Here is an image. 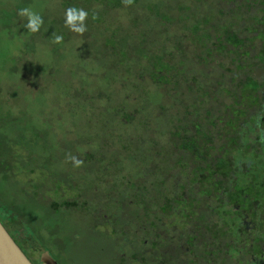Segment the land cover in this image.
<instances>
[{"label": "trees", "instance_id": "trees-1", "mask_svg": "<svg viewBox=\"0 0 264 264\" xmlns=\"http://www.w3.org/2000/svg\"><path fill=\"white\" fill-rule=\"evenodd\" d=\"M167 1L133 0V4L126 7L122 0H61V6L64 8L75 6L87 10V26H97L94 24L98 20L97 16L103 18L109 10L125 9L117 28L106 27L105 24L102 26L104 37L99 39L95 46L100 52L107 51L115 56L114 67L116 70L118 66V75H129L133 68L134 73L140 68H145L141 72L147 73L153 81V84L147 83L151 88L146 84L144 86L143 92L148 97L146 106L150 108L152 102L159 105L158 114L152 110L147 111L136 124V131L143 133L142 138H137L131 145L129 142L125 145L121 138H118L125 146L122 147L121 156H111L113 160L109 165L115 166V172L111 173L109 166L100 165L105 173L104 179L99 178L103 182L108 199H117L118 211L123 210L127 217L132 215L136 222L133 224L123 217L120 224L119 215L114 213V219H106L105 223L114 226L118 219L121 236L131 234L130 231L124 230L123 226L127 224L133 228L132 235L135 237L144 235L138 242L147 248L148 256L143 257V253L139 252L132 254L133 258L140 256L142 264H171L174 259L169 254L172 246L168 247L166 243L171 245L172 238L175 240V248L181 244L186 246L187 254L189 251L194 253L193 246L197 242L200 243L202 249L199 250V255L195 253V259L203 257L204 264L217 259L215 256L213 259L207 258L215 252L220 256L229 255L231 258L232 254L236 255L241 258L240 262H243L248 245L255 258H259L261 249L257 243L264 244V75H251L255 69L264 70V0H223L225 5H228V13L231 14L224 24L217 21L213 23L209 6L214 2L210 0H169L172 15L169 14L170 9L164 11V3ZM93 3L101 4L103 10L100 13L90 10L89 7ZM108 5L111 7L107 8ZM133 9L136 10V16L128 24L125 20L128 14L133 15ZM188 11L192 13L186 18L185 13ZM253 11L255 12L251 13ZM179 14H182V18ZM155 15L162 20L146 23L142 19L144 16ZM177 20L182 23L180 27L183 34L180 35L179 27V36L171 37L175 39L161 40L164 35L169 34L170 24ZM64 21L57 19L48 24L47 31L51 36L56 33L67 38L69 28L65 26ZM241 23L244 28L240 30ZM152 25L154 37L156 36L154 40L150 37ZM2 26L8 34L16 35L20 31L13 22L2 23ZM249 33L253 35L252 38L247 37ZM187 41L192 42V51L186 49ZM256 41L260 44H255ZM21 48V65H24L20 57L22 53L37 56L40 51L36 52V48L27 51L26 46L25 49ZM51 51V62L35 67L36 65L29 61L30 66L23 70L31 73L41 85L42 78L45 79L49 74L54 75L48 67L55 65V53L60 52L57 47H51ZM220 54L231 58L235 68L227 69L228 75L243 69L248 70L243 74L245 80L237 82L235 75L229 85H222V80L228 75L221 74L215 85L212 82L208 84L210 88H206V81L211 76L208 70L211 69L214 58ZM125 60L132 62L126 68ZM38 68H44L41 77L38 75ZM187 68L188 72H191L189 78L185 70ZM143 73L139 77L136 76L140 79L139 83L142 82ZM121 82V77L118 76V83ZM157 90L166 91L168 99L181 92L180 95L184 98L176 99L181 103L177 105L178 111L166 110V106L161 105L165 101L163 93L159 101H153L149 97L151 92L159 93ZM78 93L75 92L74 95L77 97ZM12 99L0 101V176L3 178V185L11 181L9 189L0 185V193L8 196L4 202L1 201L3 196L0 195V221L33 264H38L40 258H33L34 250L31 251L28 243L35 240L37 244H41L40 238L42 242L47 243V238L43 234H36L40 223L36 227L32 219L36 218L37 214L34 210H27L32 203L14 204L13 194L14 190L18 192V187L13 185L15 179L13 181L7 176L22 169H28L30 174L38 171L44 174L43 168L40 167L42 165L53 169V182L57 183L56 196L59 197L53 203V210L59 212L63 207L79 209L78 200L74 196L80 192L59 202L62 198L61 191L70 187H63L64 183H68V179L74 175V169H80L66 162L65 157L69 153L72 154L74 149L77 150L78 144L91 143L92 137L88 136L84 142L76 140L68 144L63 138L58 142L44 140L36 125L40 120L38 115L29 112V105L25 107L26 110L21 111L23 105L20 99L17 106L15 99ZM44 103V109L48 111L50 103ZM113 115L122 117L125 122L133 119L127 114L121 115L119 107L114 109ZM72 117H76V114ZM122 125L126 128L129 126L124 123ZM107 142L104 141L102 145L106 146ZM26 150H29V153H26ZM76 157L81 159L80 155ZM82 157L85 173L91 172L88 170L91 167L96 169V173H100L101 169L93 162V154H84ZM126 158L130 159L133 165L130 174H122L125 171L123 160ZM23 162L27 163V167L21 165ZM58 168L61 169L62 175L54 172ZM87 180H90L89 177L83 180L82 184L83 191L89 194L94 188L85 186ZM183 182L185 183L182 184ZM111 192H114L116 197L111 198ZM9 198L13 199L8 200ZM126 201L131 202L128 211L124 210ZM108 204L103 207L107 208ZM24 212L29 214L28 221L23 216L26 214ZM106 214L109 215L108 212ZM143 218L142 223L140 220ZM62 219L68 220L67 216L60 220ZM177 220L182 221L180 226H177ZM262 228L257 234L253 232ZM21 231L25 236L21 235ZM171 232L175 236H171ZM207 236L213 239L212 244L207 243ZM249 237L253 239L248 240ZM18 242L23 244L24 248ZM220 242H223L224 249L214 251L211 246L218 247ZM49 246L51 247V244ZM191 261L188 264L194 263ZM247 263L257 264L249 261Z\"/></svg>", "mask_w": 264, "mask_h": 264}, {"label": "rangeland", "instance_id": "rangeland-1", "mask_svg": "<svg viewBox=\"0 0 264 264\" xmlns=\"http://www.w3.org/2000/svg\"><path fill=\"white\" fill-rule=\"evenodd\" d=\"M205 1L208 2L209 0ZM210 2H214L209 6L211 7V9L209 8V12L213 23L217 21L220 24H224L229 20V15L231 14L227 11L228 5H225V1L210 0ZM146 3L147 1L144 2V4ZM169 3V0L164 3L165 6L163 8L166 12L167 9H170ZM100 5L101 4L93 3L91 5L92 8L91 6L89 8L95 13H100V11L103 10ZM171 5H173V7L175 6L174 4ZM24 7H31L43 17L44 23L39 32L31 33L24 28L26 19L17 15L19 9ZM110 7V5L107 6V8ZM66 9L67 8L61 6V0H0V101H5L14 97L15 106H17L18 99H20L23 105L20 109L21 111L26 110L25 107L29 105V112H33V114L36 113L40 118L36 125L40 129L44 140L58 142L63 138L68 144L76 140L84 142L87 140L88 136L92 137L91 143L86 145L84 143L78 144L77 150L74 149L71 155H80L82 159L84 154H93L95 156L93 162L101 171L100 173H96V169L91 167L88 169L91 172L85 173L83 166L80 167L79 170L74 169V175H72V177L68 179V183H64L65 186H63L66 187L68 185L70 187H66L68 190L62 188L64 190L61 191L62 198H60L59 202L70 199L80 192V194L74 196L78 200L79 209L75 207H63L62 211L56 212L53 210V203L59 199V197L56 196L57 183L54 184L53 182V169L45 168L43 165L40 166L43 168L44 174L39 171L35 174H30L28 169L18 170L14 174H9V176H7L8 179L13 181L15 179V184L12 183L18 187V192L14 190L15 194H13V198H15L14 204L32 203V205L27 207V210H34L37 214L36 218L32 219V222L36 223L34 226L37 227L40 223V228L38 230L36 229V234H43V236L47 238V243L42 242V238H40L41 241H39L41 244H37L35 240L28 243V247L32 248L31 251L34 250L32 254L34 259L41 258L42 253L46 251L49 252L52 257H55V259L57 258L59 264H142L141 257L133 258L132 254L139 252V254L143 253V257L148 256L146 253L147 248L138 242V239H142L144 235H141L139 238L135 237L132 235L133 228L131 229V225L127 224L123 226L124 230L130 231L131 234L121 236V233H119L121 225L118 226V219L114 226L111 223H105L106 219H114L113 215L115 216V214H117V216L119 215L120 224L121 218L123 217L129 222L136 224L132 215L127 217L123 210L118 211L117 199H108L103 182L99 177L104 179L105 173L100 165L104 167L109 166V168H111V173H113V171L115 172V166L109 165L110 161L113 160L111 156H121V152H123L122 147L128 142L130 145L133 144L136 142L137 138L141 137L142 132L136 131V124L142 119L143 114L151 110L157 113L159 105L157 106L156 102H152L153 105L150 106V108L146 106L148 105L146 103L148 97L143 92L145 84H153V81H151L147 73L141 72V70L145 68H140V70H136L135 73L133 72L135 68H133L132 73L129 75H118V66L116 70L114 67L116 63L115 56L107 51L100 52V49L98 50L95 46V43L104 37L105 33L101 30L102 26L105 24L106 27L110 26V28H117L118 22H121L122 16L125 14V9L119 11L109 10L104 14L103 18L102 16H97L98 20L94 22L97 26H89L88 24L87 31L82 36L70 30L68 34L63 32L68 35L67 38L63 36V42L56 44L52 42L53 36L47 31L49 27L48 24H52V22L57 21V19L64 21ZM141 10L143 13V9ZM141 10H139V13ZM172 11L173 10L170 9V15H172ZM220 11L224 13H220ZM144 12H147V10H144ZM254 12L255 11L251 13ZM132 13L133 15L128 14L125 20L128 24H130V20L136 16V10L133 9ZM191 13V11L186 12L185 17L188 18ZM179 16L182 18V14H179ZM142 19L146 21V23L152 20H154V22H156V20H162L157 15L153 17L144 16ZM9 22H13V25L20 30L16 35L8 34L4 31L2 23ZM181 25L182 23L178 20L171 23L168 28L169 34L164 35L161 40L164 41L167 38L170 39L173 36H179V27ZM240 25L241 30L244 26L243 23ZM207 28L210 29V27ZM182 34L183 30L181 29L180 35ZM243 35L244 33L241 36ZM157 36H159V34ZM252 36L253 35L250 33L247 34L249 38H252ZM150 37L152 40L156 38L153 33V25L150 28ZM255 44H260V42L256 41ZM185 45L188 51H192L194 46L191 41L185 42ZM25 46L27 47V51L33 48H36V52L37 50L40 51L37 53V56L22 53L20 57L24 65H21V61L19 60V54L21 53L20 49L22 50L21 47L25 49ZM51 47L59 48L60 53H55L57 57V59L54 60L55 65L52 66V68L48 67L50 71H53L54 75L50 76L49 74L45 76V79L42 78L41 85L39 83L40 81L36 82L31 73L24 72L23 70L28 69L30 66L29 61L34 63L36 65L35 67L43 65L45 62H51L53 60L50 54V52H52ZM259 47L260 46H257V48ZM131 55L133 56L134 53ZM214 59L215 60L210 66L211 69L208 70L211 76L206 81V88H210L208 84L212 82V84L215 85L216 81L220 79L221 74L228 75L227 69H235L233 63H231V58H227L223 54L216 56ZM17 60L20 61L19 64H17ZM144 62L147 65V62ZM188 62L190 63V61ZM131 63L125 60L124 67L126 68V66H129ZM141 63H143V61H141ZM183 67H189V65H183ZM38 69L40 73L38 75L41 77L44 74V68ZM188 69L189 68L185 70L189 78L191 77V72H188ZM12 72L13 74H11ZM247 72V69H243L226 76L222 80V85H229L231 78L235 75L237 76V82H243L245 80L243 74ZM141 73H143L144 76L141 79L142 82L139 83L140 79L136 78V76L139 77ZM132 75L135 76L133 77ZM261 75H264V70L255 69L251 76L259 77ZM118 76L121 77V83H118ZM180 80L183 81L182 79ZM147 87L151 88L148 85ZM75 92H79L77 97L74 95ZM165 92L166 91L163 90L159 93L151 92L149 97L153 101H159L162 99L163 93L165 101L161 103V105L166 106V110L172 112L178 111L177 105L181 103L176 99H183L184 96H181V92H179V95L176 97L168 99L167 92L166 95ZM167 100L171 102L166 103ZM44 101L50 103L48 111L44 109ZM118 107L121 115L127 114L129 117H133V119L129 120V122H125V120H122V117L114 116V109H118ZM55 109L57 112L54 113ZM136 111H138L137 114ZM17 112H19V110H17ZM73 114H76V117H72ZM122 123L129 125L128 128L124 127ZM119 137L125 144L124 146L121 144V141L118 140ZM104 141H108L106 146L102 145ZM43 142L46 144L50 143L47 141ZM132 146L134 147V145ZM26 153H29V150H26ZM23 155H25V152ZM123 162L125 171L122 174H130L133 168L131 160L126 158ZM21 165L27 167L26 162H23ZM54 172L57 175H62L60 168L56 169ZM81 175H84V177ZM88 177L90 180L85 181V186L94 188V190L86 194L83 191L84 185L82 181ZM2 179L3 178L0 176V185L5 187V189H9L11 181L9 180V184L3 185ZM111 193L109 194L111 198L116 197L113 195L115 194L114 192ZM0 195L2 194L0 193ZM2 196L1 201L5 202L8 196ZM13 198H9L8 200ZM130 203V201H126L124 205L125 211H128V205ZM105 204H108L107 208L103 207ZM107 212L109 215L106 214ZM24 213L26 214H23V216L28 221L27 216H29V214L27 212ZM66 216L68 220H60L62 217ZM57 218H59L58 221ZM140 222L143 223L144 218L140 220ZM176 222L177 226H180V222L182 221L177 220ZM136 227L139 228L138 226ZM39 230L41 233H39ZM141 232L143 233V230H141ZM21 235H24L23 231H21ZM171 236H175L173 232H171ZM170 241L174 242L175 240L172 238ZM18 243L24 248L23 244L20 242ZM207 243L212 244L210 236H207ZM220 243L217 249H224L223 242ZM49 244H51V247ZM166 245L170 247L169 242L166 243ZM200 249H202L201 245L197 246L196 244L193 246V251L197 255H199ZM177 252L179 251L176 250V253ZM171 253L174 254L175 250L172 249ZM197 255L188 256V258L187 255L183 257L185 260L187 259L186 261L192 259V262H196V264H204L203 257L195 259ZM123 258L125 260H122ZM208 258H211V256ZM214 258L217 259L215 261L211 260L210 263L206 264H245L244 261L240 262L241 258L236 257V260H234V258L232 259L229 255H218ZM222 259L223 261H221ZM199 261L201 263H199ZM37 263H40V259H38Z\"/></svg>", "mask_w": 264, "mask_h": 264}, {"label": "clouds", "instance_id": "clouds-1", "mask_svg": "<svg viewBox=\"0 0 264 264\" xmlns=\"http://www.w3.org/2000/svg\"><path fill=\"white\" fill-rule=\"evenodd\" d=\"M122 3L126 7L131 6L133 4V0H122ZM17 15L26 19L24 28L31 33L39 32L41 26L44 23L43 17L38 12L34 11L31 7H24L19 9ZM88 16V11L83 8H77L75 6L69 7L65 10V26L68 27L71 32L82 36L87 31L86 22L88 20ZM63 39L64 38L62 35L53 33V43H62ZM65 161L70 162L75 168L82 167L84 164L83 160L71 155L70 153L66 155Z\"/></svg>", "mask_w": 264, "mask_h": 264}, {"label": "water", "instance_id": "water-1", "mask_svg": "<svg viewBox=\"0 0 264 264\" xmlns=\"http://www.w3.org/2000/svg\"><path fill=\"white\" fill-rule=\"evenodd\" d=\"M41 264H59L49 252H43ZM0 264H33L0 221Z\"/></svg>", "mask_w": 264, "mask_h": 264}, {"label": "flooded vegetation", "instance_id": "flooded-vegetation-1", "mask_svg": "<svg viewBox=\"0 0 264 264\" xmlns=\"http://www.w3.org/2000/svg\"><path fill=\"white\" fill-rule=\"evenodd\" d=\"M185 182H183L182 184H184ZM261 227V226H260ZM260 227H255V228H260ZM261 230H263V228L262 229H257V230H254L253 232L254 233H258V232H260ZM250 231H251V229H250ZM251 239H253L252 237H249V239L248 240H251ZM213 239L211 238V241H212ZM197 241V240H196ZM185 243V242H184ZM197 244V246L198 245H201L200 243H196ZM258 245H260L259 247H260V249H261V254L259 255V258H255V256L253 255V252H251L252 250H251V248H250V246L248 245L247 246V248H245L246 249V252H244V256H243V261H245L244 263L245 264H248L247 262L249 261V263H254V262H256L257 264H264V244L262 243V242H258L257 243ZM174 245H176L175 244V242H173L170 246H172L171 247V249H170V251H169V254H170V257L171 256H173L174 257V259L172 260V262H171V264H188V262L189 261H186L185 259H184V257L183 256H186L187 255V258H188V256H195V252L194 253H192V252H188V254L185 252V251H187V248H186V246L185 245H183V244H181L179 247H177V248H175V246ZM19 246V245H18ZM212 248H213V250L214 251H217L218 249H217V245L216 246H211ZM216 248V249H215ZM172 249H174L175 250V253L173 254V253H171V251H172ZM176 250H178L179 252H177L176 253ZM216 254V255H215ZM219 254H217L216 252L215 253H212L211 255H208L207 256V258L209 257V256H211V258L213 257V256H218ZM27 256V255H26ZM240 256H242V254H240ZM28 257V256H27ZM236 257H238V256H233V254H232V259L234 258V260H236ZM240 258V257H239ZM192 260V259H191ZM190 260V261H191ZM57 261V260H56ZM212 261H214V260H212ZM32 262V261H31ZM192 262V261H191ZM33 263V262H32ZM193 264H195V263H193Z\"/></svg>", "mask_w": 264, "mask_h": 264}]
</instances>
